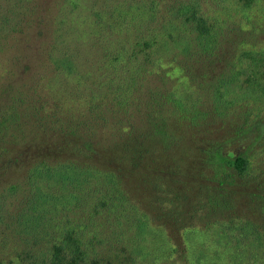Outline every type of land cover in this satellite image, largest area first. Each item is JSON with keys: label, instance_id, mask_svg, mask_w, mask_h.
Returning a JSON list of instances; mask_svg holds the SVG:
<instances>
[{"label": "rangeland", "instance_id": "1", "mask_svg": "<svg viewBox=\"0 0 264 264\" xmlns=\"http://www.w3.org/2000/svg\"><path fill=\"white\" fill-rule=\"evenodd\" d=\"M194 1L162 0L144 12L134 0H0V121L11 96L25 92L0 129V264H46L64 236L61 212L30 232L14 221L32 196L25 180L41 155L102 169L115 157L128 161L120 167L131 223L111 202L93 215L104 190L71 220L95 247L88 264H264V100L215 94L233 70L246 80L244 51H264V0H199L198 16L217 32L209 51L186 49L196 33L175 20ZM90 113V126L103 118L98 134L82 139L97 145L95 155L73 150L80 137L56 126ZM218 148L246 154L247 171L221 165ZM137 219L152 233L138 235V222L127 228Z\"/></svg>", "mask_w": 264, "mask_h": 264}, {"label": "trees", "instance_id": "2", "mask_svg": "<svg viewBox=\"0 0 264 264\" xmlns=\"http://www.w3.org/2000/svg\"><path fill=\"white\" fill-rule=\"evenodd\" d=\"M147 3L144 0H134L132 3V7H138V9H142L144 12H152L156 9H159V4L162 0H149ZM181 0H171V2L177 3ZM173 3V4H174ZM252 0H247L246 6H251ZM183 4V3H181ZM187 4V3H185ZM182 5L178 7L175 14L177 15L175 20L180 21L182 25H189L191 29L189 32L196 33L193 36L194 43L189 41L186 45V49L191 50L193 44H197L200 48L202 45L209 51L212 50L217 45V32L214 27L210 29L208 23L206 22V18L204 16H198L197 9L201 6V1H194L193 12L190 8L184 7L187 5ZM98 17H101V14H98ZM194 29V30H193ZM13 32H23L14 30ZM192 46H190V44ZM145 45H148V42H145ZM242 59L247 62V72L249 75L246 80L243 81L242 78V69L237 71L233 70V76L223 77L220 81H218L216 87L214 86V91L216 97H226L229 94L232 97H239L238 101H241L244 97H254L255 99H263L264 100V51L259 52L256 50H246L242 54ZM63 66H67L66 63L62 64ZM71 65H73L71 63ZM72 71L74 68H68ZM75 71V70H74ZM236 77V78H235ZM236 82L233 89H229V86ZM221 84V85H220ZM225 90L221 92V89ZM25 96L24 93H20L19 99L15 96L13 101L8 104V112L3 113L2 120L0 121V129L6 127L5 122H9V117H11V113H19L17 109H21ZM28 97H30L28 95ZM21 99V100H20ZM239 103V102H236ZM19 106L20 108H17ZM2 108L1 111L2 112ZM7 111V110H6ZM91 113L86 116L84 119L76 118L73 121H61V123L56 124L58 128H61L60 131L65 135H77L81 140L76 142L75 147L72 149L76 151L83 149L87 150L89 154L95 155L97 153V145L93 141L82 140L83 135L92 136L93 134H98L97 122L99 121L102 124L103 118L99 117L92 119V124L85 123L90 120ZM8 117V121H7ZM89 118V119H88ZM104 120L108 121V118H104ZM57 128V130H59ZM251 131L253 128L250 129ZM246 131V130H245ZM249 132V131H248ZM247 132L242 133V135ZM131 134V131L128 135ZM241 135V136H242ZM258 141V139H257ZM82 143V147H76ZM130 150V148H128ZM4 151H7L4 150ZM124 153H128L124 148ZM130 153V159L135 158V153L133 150ZM65 153H62V156ZM68 154V152H67ZM216 161H218L221 165H226L227 167L233 168L238 173H245L249 166V157L246 154H237L235 152H228L226 155H223V152L218 148L215 156ZM23 160V159H22ZM125 159L121 160V158L115 157V164L112 169L106 168L102 169L100 164L92 163L90 161L79 162L78 159H66L64 161L56 160V162L52 163L48 156L41 155L39 161L33 163V168L30 169V173L26 178V183L30 187L32 192V196L29 197L28 202L23 206L15 215L14 221H17L18 226L23 225L27 232L33 229H39L44 226L47 222L49 223L48 215L54 214L58 215L61 212L63 215L68 217L67 224L63 230V238L59 240L57 243L53 241L52 249L47 255L46 264H80L81 261L87 263V259L89 258V251L95 249L93 245L90 244V240L85 238V231L81 227V225H72V221L74 220L75 215H79L81 209L86 204V201L89 200L94 201L93 191H101L105 192L102 194L99 199L100 202L95 206L93 215H97L100 208L98 206L106 205L108 202L112 203L111 212L114 211L119 212L120 215L123 216V212L127 211L125 214L130 215L127 217L126 221L129 223L131 217H133V211H129L125 208L124 202L127 204L130 199L128 197V190L126 189V182L124 178V172L122 171V165H128V161L124 162ZM119 163V164H118ZM11 164V163H9ZM121 165V167H120ZM43 181H47L49 183L48 188H44L41 183ZM104 184V185H102ZM105 188H103V187ZM61 190L58 192L57 190ZM14 190L17 191L18 188L14 186ZM120 194L123 197H120ZM125 200V201H124ZM125 216V215H124ZM136 217V216H135ZM137 218V217H136ZM117 219V218H116ZM138 222V235L150 234L153 231V228L149 226L148 220L137 219L134 223L128 225L127 228L136 225ZM15 223V222H14ZM131 223V222H130ZM29 225V227L27 226ZM69 225V226H67ZM16 227V223L14 224ZM79 227V228H78ZM78 228V229H77ZM16 232H20V229L15 228ZM96 239V238H95ZM49 243L51 241H48ZM202 252V251H201ZM68 253H72V259L69 263L66 262L69 257ZM205 253V252H203ZM203 258V254L197 258L199 261Z\"/></svg>", "mask_w": 264, "mask_h": 264}]
</instances>
